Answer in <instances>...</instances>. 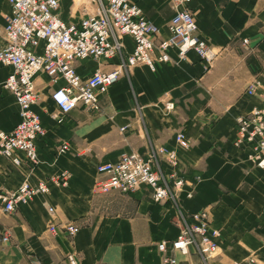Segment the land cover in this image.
Returning a JSON list of instances; mask_svg holds the SVG:
<instances>
[{"label":"crops","instance_id":"1","mask_svg":"<svg viewBox=\"0 0 264 264\" xmlns=\"http://www.w3.org/2000/svg\"><path fill=\"white\" fill-rule=\"evenodd\" d=\"M130 1L160 27L162 38L167 37L169 0ZM82 3L86 14L93 10L92 3ZM188 7L198 38L217 51L211 62L194 50L179 58L176 49L169 48L168 61H155L153 70L137 64L98 91L96 112L76 106L61 114L49 93L63 86L64 79L35 75L38 99L33 110L43 127L35 140L37 162L14 166L0 155V190L39 178L46 180L48 191L9 213L0 204V264H28L30 256L64 264L67 254L79 264H169L157 244L176 238L180 213L193 223L191 215L202 210H208L210 226L219 231L218 253L207 264H248L250 258L264 264V170L246 158L248 146L235 144L236 116L264 107V0H191ZM59 8L62 20H81L67 19V11ZM9 12L7 0H0V28ZM121 42L128 55L132 38L124 34ZM118 62L113 56L74 65L84 78L95 69L112 70ZM10 72V67L0 66L2 130L19 119L15 99L3 86ZM168 99L175 108L166 113L161 104ZM178 131L188 138L187 148L176 143ZM61 142L67 149L58 152ZM158 148L174 152V164L163 153L159 167L165 173L174 169L193 182L191 197L186 196L188 184L176 193L177 204L168 198L154 201L146 188L128 193L100 189L96 164ZM50 224L57 227L55 233L49 231ZM64 224L77 231L70 235L60 230ZM5 231L8 239L2 240ZM165 255L173 256L176 264L200 263L192 247L187 254L167 250Z\"/></svg>","mask_w":264,"mask_h":264},{"label":"built area","instance_id":"2","mask_svg":"<svg viewBox=\"0 0 264 264\" xmlns=\"http://www.w3.org/2000/svg\"><path fill=\"white\" fill-rule=\"evenodd\" d=\"M59 1L7 0L10 12L0 28V40L3 42L0 45V66L11 68L3 86L15 99L19 119L11 129H0V155L14 166L23 162L35 165L37 162L35 140L43 134L40 118L33 110L38 99L34 82L37 73H44L52 81L64 79L65 84L54 88L49 94L61 114L76 106L96 112L100 109L97 92L116 82L123 70L128 71L137 64H145L153 70L156 60L166 62L170 59L167 53L169 48H175L179 58H183L188 50H194L206 61H211L217 53L196 35V23L188 7L191 0H169L172 13L166 24L168 35L165 38L161 37L160 27L130 0H88L93 4V10L78 24L60 18ZM262 25L264 27V19ZM124 34L133 40L128 55L122 52L121 36ZM242 43L247 47L248 39H242ZM154 51H157L155 57ZM113 56L119 57V63L112 70L96 69L86 78L76 72L75 61ZM174 108L173 100L162 101V109L166 113ZM235 130V144L248 146L246 158L264 170V107H254L236 116ZM174 138L180 147L189 146V140L183 132H176ZM66 149L67 144L61 142L58 152ZM163 153L174 164V152L163 148L154 149L145 155L131 152L113 162H99L95 169L102 176L100 189L128 193L146 188L154 201L168 198L177 204L176 193L188 184L191 188L186 191V196L191 197L193 182L174 169L165 173L159 167ZM47 191L48 185L44 179L37 178L33 183L23 181L14 190H0V204L9 213L34 195ZM53 210V206H48L50 213ZM208 214V210L192 214V223L180 213L181 227L176 238L157 244L158 250L164 255V262L176 264L173 256L165 255L167 250L187 254L192 247L199 255V264H207L218 253L216 237L219 231L210 226ZM48 229L55 233L57 227L50 224ZM60 230L72 235L77 227L64 224ZM8 235L9 232L5 231L2 240H7ZM28 264L49 263L30 256ZM64 264L79 262L73 254H67ZM248 264L259 263L250 258Z\"/></svg>","mask_w":264,"mask_h":264},{"label":"rangeland","instance_id":"3","mask_svg":"<svg viewBox=\"0 0 264 264\" xmlns=\"http://www.w3.org/2000/svg\"><path fill=\"white\" fill-rule=\"evenodd\" d=\"M82 2L88 4V0H60V10L64 9L67 11V19L77 20L86 15V11H82Z\"/></svg>","mask_w":264,"mask_h":264},{"label":"bare ground","instance_id":"4","mask_svg":"<svg viewBox=\"0 0 264 264\" xmlns=\"http://www.w3.org/2000/svg\"><path fill=\"white\" fill-rule=\"evenodd\" d=\"M81 19H82V18H81ZM196 35H197V30H196ZM200 40H201V39H200ZM176 51H177V50H176ZM188 51H189V50H188ZM188 51H187V52H188ZM216 54H217V53H216ZM214 58H215V57H214ZM214 58H213V59H214ZM88 59H91V58H88ZM201 59H202V58H201ZM213 59H212V60H213ZM83 60H85V59H83ZM94 60H95V59H94ZM203 60H204V59H203ZM212 60H211V61H212ZM156 61H157V60H156ZM205 61H206V60H205ZM211 61H206V62H211ZM118 63H119V62H118ZM117 65H118V64H117ZM117 65H116V66H117ZM116 66H115V67H116ZM75 69H76V67H75ZM95 70H96V69H95ZM77 74H78V73H77ZM78 75H79V74H78ZM120 75H121V74H120ZM81 77H82V76H81ZM87 77H88V76H87ZM82 78H83V77H82ZM84 78H86V77H84ZM248 90H249V89H248ZM250 90H251V89H250ZM251 92H252V90H251ZM251 92H250V93H251ZM49 94H50V93H49ZM49 97H50V96H49ZM50 99H51V98H50ZM52 102H53V101H52ZM55 106H56V105H55ZM161 107H162V104H161ZM56 108H57V107H56ZM57 110H58V109H57ZM58 112H59V111H58Z\"/></svg>","mask_w":264,"mask_h":264}]
</instances>
